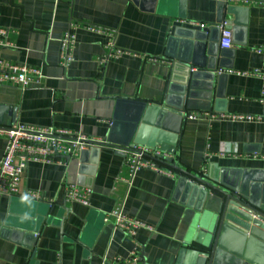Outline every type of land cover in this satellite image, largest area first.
I'll return each instance as SVG.
<instances>
[{"label":"crops","instance_id":"crops-1","mask_svg":"<svg viewBox=\"0 0 264 264\" xmlns=\"http://www.w3.org/2000/svg\"><path fill=\"white\" fill-rule=\"evenodd\" d=\"M71 22L77 24L74 61L63 66L60 39ZM223 22L233 32L228 49L220 46ZM87 25L113 31L128 53L102 64L108 36ZM0 28L11 43L0 48V61L43 73L26 89L0 84V104L16 108V123L95 140L60 164H29L22 190L39 191L41 200L0 195V226L10 223L0 228V264H102L105 256L125 258L135 248L145 255L143 264H176L182 248L213 226L219 194L195 193L166 164L174 176L150 169L132 176L118 149L138 121L143 124L140 105L164 104L174 80L182 79L179 60H193L191 70L202 72L193 104L210 109L186 111L201 115L182 126L177 164L202 176L228 170L230 182L239 171L264 170L263 82L252 74L264 68V0H0ZM144 125L151 131L155 124ZM5 146L0 136V162ZM68 184L91 188L90 206L67 201ZM118 202L125 214L154 229L142 228L131 238L106 223ZM36 226L35 235L18 229ZM251 249L264 263V242Z\"/></svg>","mask_w":264,"mask_h":264},{"label":"water","instance_id":"water-1","mask_svg":"<svg viewBox=\"0 0 264 264\" xmlns=\"http://www.w3.org/2000/svg\"><path fill=\"white\" fill-rule=\"evenodd\" d=\"M177 63V67L180 66L179 64L184 65L182 79L174 80L177 84L171 85L164 104L157 103L152 107L144 103L140 105L139 120L143 121V124L140 125L138 121L128 142L119 145L128 147L137 143L154 148L161 146L172 155L162 161L181 174L179 182L188 183L191 190L193 189L195 193L201 192L204 197L209 191H214L222 197L213 226L202 230L193 245L182 248L176 264H264L251 253L252 243L264 242V170L239 171L240 178L230 182L225 180V172L228 170H222L216 176L211 174L202 176L180 167L174 159L182 126L187 118L186 111L210 109L208 104H193L200 92L196 79L202 76V72L191 70L193 60H179ZM201 65L213 68V66ZM212 74L208 72L205 76L211 78ZM211 87L212 85H209V89ZM174 99L176 102L173 101ZM152 117L155 119L152 120ZM147 122L151 125L155 124L151 131L144 125ZM15 123L16 108L0 104V125L12 126ZM166 143L170 147H167ZM43 216L44 214L41 215ZM9 224L7 219L3 226L8 227ZM18 229L32 235L38 232L37 226ZM144 258L145 255L142 253V262Z\"/></svg>","mask_w":264,"mask_h":264},{"label":"built area","instance_id":"built-area-1","mask_svg":"<svg viewBox=\"0 0 264 264\" xmlns=\"http://www.w3.org/2000/svg\"><path fill=\"white\" fill-rule=\"evenodd\" d=\"M77 24L71 22L70 27L60 39V58L63 66H69L74 61V48L77 36L74 29ZM93 31L108 36L104 45V53L100 58L102 64L112 58H118L128 50L121 48L115 41L113 31L100 27L87 25ZM11 45L8 40V30L0 28V48ZM233 45V32L227 22L221 25L220 46L224 49ZM252 74L262 78V99L264 102V68L255 70ZM43 77L41 68L28 64H19L11 61H0V84H10L26 89L38 83ZM200 112H192L187 118L196 120ZM230 118L262 119V116L231 115ZM0 136L6 139L4 156L0 162V195H22L30 199L41 200L42 194L37 190H22V179L30 163H62L68 156L86 150L95 143V140L83 134L53 127H41L24 123H15L12 126L0 125ZM125 153V163L131 168L132 176L141 169H150L167 176H174L170 167H166L163 159L171 157L159 148L145 145H132L118 148ZM210 156V153H206ZM66 200L90 206L92 189L68 184L65 188ZM105 222L110 223L115 229L121 230L131 238L142 229L154 228L145 222L128 216L123 211V204L118 202L113 210L106 213ZM102 264H143L141 251L135 248L128 257L110 259L104 257Z\"/></svg>","mask_w":264,"mask_h":264}]
</instances>
